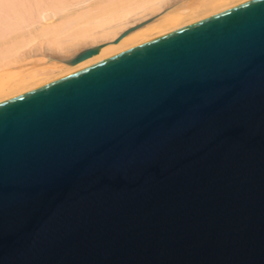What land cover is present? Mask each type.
<instances>
[{"label":"water","instance_id":"1","mask_svg":"<svg viewBox=\"0 0 264 264\" xmlns=\"http://www.w3.org/2000/svg\"><path fill=\"white\" fill-rule=\"evenodd\" d=\"M0 264H264V0L0 100Z\"/></svg>","mask_w":264,"mask_h":264},{"label":"bare ground","instance_id":"2","mask_svg":"<svg viewBox=\"0 0 264 264\" xmlns=\"http://www.w3.org/2000/svg\"><path fill=\"white\" fill-rule=\"evenodd\" d=\"M242 1L244 0H90L85 7L81 6L82 10L70 11L58 23L49 20L47 21L50 23L42 22L48 15V12L46 15L44 12L40 16L43 26H39V30L36 28L39 35L35 36L36 32H31V37L29 32L26 36L28 38L22 39L25 37L22 34L19 40L13 38L12 41H16H10L8 47L6 44L1 46L0 100ZM64 9L66 8L59 5V11ZM150 16L153 17L149 19ZM15 29L17 28H14V32ZM125 30L128 31L115 41ZM39 36L44 37L42 43L36 42ZM95 44H100L96 53L75 63L67 62L68 58L82 48ZM56 68H63L64 71L55 73Z\"/></svg>","mask_w":264,"mask_h":264},{"label":"rangeland","instance_id":"3","mask_svg":"<svg viewBox=\"0 0 264 264\" xmlns=\"http://www.w3.org/2000/svg\"><path fill=\"white\" fill-rule=\"evenodd\" d=\"M83 1H84V3H83ZM88 2H90V0ZM88 2H87V0H86V2H85V0H0V49L3 46H5V44L8 47V43L10 44V41H12L13 38H16V40H19L20 39L19 36L22 37V34H24V36H25L22 39L28 38L26 36L29 35V32H30L31 37H32L31 32L32 33L36 32V33H34L35 36L39 35V34H37L38 33L37 31L39 30L38 27L43 24V23L41 24V20H42L41 17L44 15V12H45V15H46V12H48L47 14L50 17H48V15H46L47 17H46L45 21H42V22L50 23V22L54 21L55 23H58V22L62 21L61 19H63V17L65 15H67L68 13H71L73 10H76V9H77V11L82 10L81 6L85 7L88 4ZM79 3H80V5H79ZM59 5H60V7H64L66 9H64V11H59L58 10ZM76 5L78 7H76ZM74 6H75V8H74ZM60 10H61V8H60ZM42 12H43V14H42ZM51 12H53L52 15L49 14ZM54 12L56 13V15ZM156 14H154V15H156ZM153 16H150L148 18L150 19ZM43 20H44V18H43ZM47 20H49L50 22ZM30 24H32V25H30ZM22 26H24L25 28ZM8 27L9 28L12 27V28L9 29ZM14 28H17V30L15 29L16 30L15 32H14ZM36 28L38 29L37 31H36ZM14 35H16V36L14 37ZM31 37L29 36V38H31ZM39 39L37 38V40H36L37 43L41 42V41L43 42L44 37L39 36ZM15 41H12V42H15ZM62 71H64L63 68H56L54 72L60 73ZM51 73H53V72H51Z\"/></svg>","mask_w":264,"mask_h":264}]
</instances>
